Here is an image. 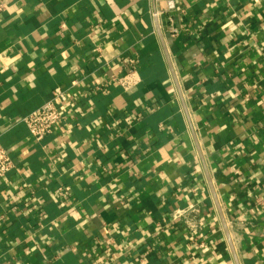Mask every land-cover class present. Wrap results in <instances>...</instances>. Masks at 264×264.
<instances>
[{"label": "crops", "instance_id": "1", "mask_svg": "<svg viewBox=\"0 0 264 264\" xmlns=\"http://www.w3.org/2000/svg\"><path fill=\"white\" fill-rule=\"evenodd\" d=\"M6 1L0 264H264V0Z\"/></svg>", "mask_w": 264, "mask_h": 264}, {"label": "built area", "instance_id": "2", "mask_svg": "<svg viewBox=\"0 0 264 264\" xmlns=\"http://www.w3.org/2000/svg\"><path fill=\"white\" fill-rule=\"evenodd\" d=\"M158 5L155 9L153 16L167 15V20L171 21V14L176 9L175 0H154ZM7 9V1L0 0V15ZM169 33L173 36L177 34V30L169 27ZM123 91H130L139 82L135 62L129 59L125 62V71L118 77L110 79ZM66 102V92L64 90L54 91L49 100L43 103L40 107L30 112L22 119L23 124L26 126L30 137L35 141H40L44 136L49 135L52 131L63 122L62 105ZM13 169V163L6 152L0 145V180Z\"/></svg>", "mask_w": 264, "mask_h": 264}, {"label": "water", "instance_id": "3", "mask_svg": "<svg viewBox=\"0 0 264 264\" xmlns=\"http://www.w3.org/2000/svg\"><path fill=\"white\" fill-rule=\"evenodd\" d=\"M208 183H209V186H210V189H211V193H212L213 199H214V201H215V205L217 206V209H218L217 201H216V199H215V195H214V193H213L212 186H211V182H210L209 179H208ZM220 219H221V223H222V226H223L224 232H225V234H226V237H227V239L229 240L228 231H227L226 225H225V223H224L223 217H222L221 215H220Z\"/></svg>", "mask_w": 264, "mask_h": 264}]
</instances>
